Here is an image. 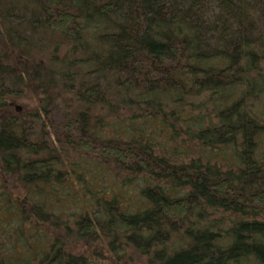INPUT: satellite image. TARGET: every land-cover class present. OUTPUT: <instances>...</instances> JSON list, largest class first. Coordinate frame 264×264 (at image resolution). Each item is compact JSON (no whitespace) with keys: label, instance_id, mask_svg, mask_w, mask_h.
Wrapping results in <instances>:
<instances>
[{"label":"trees","instance_id":"16d2710c","mask_svg":"<svg viewBox=\"0 0 264 264\" xmlns=\"http://www.w3.org/2000/svg\"><path fill=\"white\" fill-rule=\"evenodd\" d=\"M0 264H264V0H0Z\"/></svg>","mask_w":264,"mask_h":264}]
</instances>
